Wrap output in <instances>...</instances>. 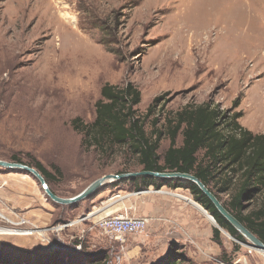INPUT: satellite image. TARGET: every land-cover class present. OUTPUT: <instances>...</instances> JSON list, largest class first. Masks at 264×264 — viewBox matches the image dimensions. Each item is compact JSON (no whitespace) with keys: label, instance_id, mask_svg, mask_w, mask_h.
I'll list each match as a JSON object with an SVG mask.
<instances>
[{"label":"rangeland","instance_id":"rangeland-1","mask_svg":"<svg viewBox=\"0 0 264 264\" xmlns=\"http://www.w3.org/2000/svg\"><path fill=\"white\" fill-rule=\"evenodd\" d=\"M0 41V159L39 160L55 174L58 196L141 170L127 145L87 146L74 128L75 119H94L105 83L140 91L134 108L146 133L165 132L160 155L169 145L166 118L187 104L239 111L242 127L264 133V0H0ZM130 178L92 195L110 188L96 199L101 217L146 219L141 232L115 238L89 212L51 200L30 172L0 166V227L29 233L0 234V264H264L245 238L222 230L221 243L213 241L215 224L188 201L201 206L188 189L137 188Z\"/></svg>","mask_w":264,"mask_h":264},{"label":"trees","instance_id":"trees-1","mask_svg":"<svg viewBox=\"0 0 264 264\" xmlns=\"http://www.w3.org/2000/svg\"><path fill=\"white\" fill-rule=\"evenodd\" d=\"M140 99V91L131 82L122 87L103 84L100 98L95 103L94 119L81 126L78 119L74 120L75 130L84 136L82 144L95 145L102 150L106 146L127 145L141 170L193 174L264 243V133H253L242 127L237 121L241 116L239 111L225 114L209 101L187 104L166 118L169 145L160 155L159 142L165 132L154 127L151 135L146 133L142 118L136 115L134 108ZM237 103L235 99V105ZM156 121L157 118H153V126ZM178 135L181 136L180 145H176ZM11 160L34 167L42 174L50 190L56 193L51 188V182L56 180L55 174L39 160L32 157L31 162H23L15 156ZM54 172L60 174L56 167ZM130 181L135 186L137 184V188L151 185L159 189L168 184L173 188L188 189L193 199L212 215L222 229L235 240L245 241L194 182L153 176H137ZM221 194H227L228 198L223 200ZM254 201L256 206L245 213L244 210ZM220 233L218 228L212 229V239L217 244L221 243ZM83 264H102V259L91 258ZM168 264L184 262L174 259Z\"/></svg>","mask_w":264,"mask_h":264},{"label":"water","instance_id":"water-1","mask_svg":"<svg viewBox=\"0 0 264 264\" xmlns=\"http://www.w3.org/2000/svg\"><path fill=\"white\" fill-rule=\"evenodd\" d=\"M0 166L8 168V169H22L27 172H30L40 183V186L43 192L54 202L62 204V205H70L76 202H79L83 199H86L96 193V191L104 185L107 181L123 179L128 177H137V176H153L156 178H181L194 182L201 191L210 199V201L214 204L216 209L220 212V214L245 238L247 239L252 247L257 250L264 252V243L253 234L248 228H246L234 215H232L216 198V196L193 174L177 172V171H150V170H140L136 172H128V173H119V174H105L101 177H98L92 180L89 184H87L81 191L77 194L70 197H61L53 193L48 184L46 183L42 174L36 170L35 168L28 166L26 164L14 161H7L0 159ZM215 223V227L220 231L222 229L215 219L210 215ZM230 235V234H229ZM248 244V243H247Z\"/></svg>","mask_w":264,"mask_h":264},{"label":"built area","instance_id":"built-area-1","mask_svg":"<svg viewBox=\"0 0 264 264\" xmlns=\"http://www.w3.org/2000/svg\"><path fill=\"white\" fill-rule=\"evenodd\" d=\"M81 218V217H80ZM80 218L72 221L79 222ZM96 225L103 233H106L115 238H121L125 234L141 232L146 225V219L142 217H133L127 215L107 216L101 217L96 222ZM64 227L63 224L57 226L55 230H60ZM81 247L80 244L76 245V249Z\"/></svg>","mask_w":264,"mask_h":264},{"label":"crops","instance_id":"crops-1","mask_svg":"<svg viewBox=\"0 0 264 264\" xmlns=\"http://www.w3.org/2000/svg\"><path fill=\"white\" fill-rule=\"evenodd\" d=\"M109 191H110V188L105 187L102 191H99L97 193L98 195L96 197L90 196V198L83 199L79 202H76L73 205V207H71V204L70 205H64V206L69 207L72 211L75 209L80 210L79 211L80 216H85L86 213L89 212V215H87L89 217V219L96 220L97 218H100L103 215V213H105V210L102 209L104 207L101 206L100 204H97L96 199H98L97 197H101L105 193H109ZM95 195L96 194H94V196ZM150 199H151L150 197H146V198H143V201L145 202V201H148ZM87 205H88V207H87ZM136 210H137V208L135 207L134 214H136V215H140V216H146L147 215L146 212H143L140 210H137V212H136Z\"/></svg>","mask_w":264,"mask_h":264},{"label":"bare ground","instance_id":"bare-ground-1","mask_svg":"<svg viewBox=\"0 0 264 264\" xmlns=\"http://www.w3.org/2000/svg\"><path fill=\"white\" fill-rule=\"evenodd\" d=\"M53 15V14H52ZM52 19V18H51ZM185 26V25H184ZM183 27V26H182ZM185 27H190V26H185ZM221 34V33H220ZM218 38V37H217ZM219 38H221V37H219ZM218 38V39H219ZM4 39V38H3ZM2 39V40H3ZM207 40H208V38H207ZM4 41V40H3ZM209 41V40H208ZM219 41V40H218ZM222 41V40H221ZM221 41H219V44H221L222 45V42ZM1 42V41H0ZM211 43H210V41H209V43L207 44V46H209ZM5 44H3V46H4ZM190 45V44H189ZM224 45V44H223ZM180 46V45H179ZM173 47V46H172ZM165 50V49H164ZM5 54V53H4ZM169 54V53H168ZM172 55V54H171ZM1 60V59H0ZM1 69V68H0ZM264 122V121H263ZM258 123V122H257ZM187 199V198H186ZM188 201L196 208V209H198L200 212H202L205 216H206V218L211 222V223H213L214 221H213V219L210 217V215H208L207 213H206V211L201 207V206H199L196 202H194V201H192V200H190V199H188ZM188 202V203H189ZM112 209V208H111ZM100 216V215H99ZM212 220H211V219ZM213 221V222H212ZM213 224H215V223H213ZM32 232L33 231H30V234H32ZM43 232V231H42ZM226 233V232H225ZM0 234H24V235H26V234H29V233H26V232H20V230H17V229H11V228H3V227H0ZM260 251V250H259ZM261 253H263L264 254V252L263 251H261Z\"/></svg>","mask_w":264,"mask_h":264}]
</instances>
